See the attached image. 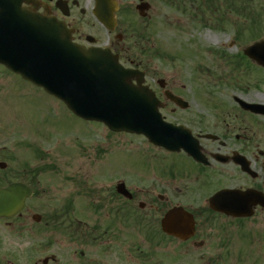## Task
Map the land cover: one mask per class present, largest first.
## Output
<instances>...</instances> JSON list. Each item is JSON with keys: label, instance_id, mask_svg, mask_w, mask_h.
Segmentation results:
<instances>
[{"label": "flooded vegetation", "instance_id": "flooded-vegetation-1", "mask_svg": "<svg viewBox=\"0 0 264 264\" xmlns=\"http://www.w3.org/2000/svg\"><path fill=\"white\" fill-rule=\"evenodd\" d=\"M114 1L112 31L96 20L95 0H23L21 8L63 24L72 42L107 48L123 67L137 69L138 79L162 103L163 120L184 129L179 145L185 149L171 151L138 136L146 150L140 151L144 165L135 174L124 167L101 194L90 189L89 177L86 187L68 158L49 160L47 132H14L0 116V189L16 187L14 214L0 217V264H80L76 252L61 250L63 238L78 244V230L89 227L79 220V197L92 215H111L102 233L91 226L93 246L112 243L103 239L113 228L120 233L125 226L136 234L160 228L168 210L182 207L193 218V235L153 238L150 248L167 242V253L187 264H264V68L244 54L264 38L263 10L250 0ZM160 2L196 24L192 30L168 22V46L154 38L159 22L147 28L155 23ZM225 23L232 26L225 42L201 39V27L221 32ZM100 29L111 40L102 42L96 36ZM49 174L63 193L57 194L55 211L46 214ZM119 183L128 193H117ZM215 195L216 210L210 205ZM142 242L135 244L137 262H149Z\"/></svg>", "mask_w": 264, "mask_h": 264}, {"label": "water", "instance_id": "water-1", "mask_svg": "<svg viewBox=\"0 0 264 264\" xmlns=\"http://www.w3.org/2000/svg\"><path fill=\"white\" fill-rule=\"evenodd\" d=\"M20 1L0 0V64L61 100L79 118L103 123L113 132L143 134L157 145L173 144L165 136L171 129L162 123L157 101L139 82H131L133 71L124 70L106 50L73 44L59 24L21 9ZM96 1L97 19L111 29L114 2ZM262 45L264 41L245 54L264 67ZM11 203L9 189L2 191L0 216L13 213ZM192 223L189 214L173 208L162 219L161 228L179 237L192 231Z\"/></svg>", "mask_w": 264, "mask_h": 264}, {"label": "rangeland", "instance_id": "rangeland-1", "mask_svg": "<svg viewBox=\"0 0 264 264\" xmlns=\"http://www.w3.org/2000/svg\"><path fill=\"white\" fill-rule=\"evenodd\" d=\"M250 3L253 8L263 10L264 13V0H250ZM236 21L243 22L239 18ZM158 22L159 31L155 32L157 37L154 38L158 40L159 44L166 46L169 44L170 36L168 22H174L177 27L192 30L196 25L181 14L172 15L169 8L161 2L158 5V16L155 23L147 28H154ZM225 24H227L226 29L224 28L221 32L213 30L209 24H206L200 28L198 33L207 44L213 45L214 39L225 42L232 32L230 31L232 26L228 23ZM262 26L264 31V24ZM193 34H197V32H193ZM96 36L100 37L102 42L111 40L102 29L96 32ZM155 70L160 71L156 68ZM0 116L10 122L14 132L35 133L40 130L47 132V144L44 149L47 150L49 160L56 157L68 158L65 160V162H69L68 167L79 169V178L84 179L86 187L89 177L90 189L97 190L101 194L105 193L109 189V185L122 176L124 167L130 173L135 174L144 165L140 151L146 150L140 138L112 134L100 123L87 122L75 117L60 101L22 81L1 66ZM52 162L55 163V161ZM72 162L75 164L71 166ZM48 177L49 195L44 198L46 214L55 211L59 198L57 194L63 193V189L59 191L60 188L53 174H49ZM110 216L108 211L107 215L104 211L92 215L91 206L88 205L87 200L79 197V220L81 224L89 227H81L78 230L80 240L78 244L75 243L76 245L63 238L62 253L66 255L76 252L80 264H91L93 259L99 264H187L186 258H178L177 255L172 258L173 254L167 253L165 250L168 246L167 242L159 245L156 248L158 249L156 253V249L150 248L153 238H162L157 227L144 229L142 234H136L135 231H131L125 226L121 227L122 232L120 233H116L118 229L114 231L113 228L103 239L110 240L112 243L91 245V238L86 240L83 234H91V226L99 227L102 233L104 227L111 222ZM137 235H141V239L138 241H143L141 244L143 256L149 255V262H145L144 259L137 262L134 250L135 244L138 242ZM162 241L166 240H159V242Z\"/></svg>", "mask_w": 264, "mask_h": 264}]
</instances>
